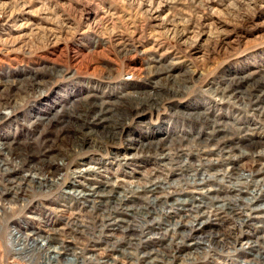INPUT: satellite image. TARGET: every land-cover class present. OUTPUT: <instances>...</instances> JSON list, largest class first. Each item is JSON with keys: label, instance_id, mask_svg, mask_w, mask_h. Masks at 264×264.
<instances>
[{"label": "rangeland", "instance_id": "374dc122", "mask_svg": "<svg viewBox=\"0 0 264 264\" xmlns=\"http://www.w3.org/2000/svg\"><path fill=\"white\" fill-rule=\"evenodd\" d=\"M263 90L264 0H0V264H264Z\"/></svg>", "mask_w": 264, "mask_h": 264}, {"label": "bare ground", "instance_id": "6f19581e", "mask_svg": "<svg viewBox=\"0 0 264 264\" xmlns=\"http://www.w3.org/2000/svg\"><path fill=\"white\" fill-rule=\"evenodd\" d=\"M23 4V3H22ZM124 47V46H123ZM122 47V48H123ZM121 48V49H122ZM167 57V56H166ZM160 58V57H159ZM154 69V68H153ZM60 72V71H59ZM157 72V71H156ZM253 73V72H252ZM163 76V75H162ZM234 76V75H233ZM241 76V75H240ZM260 76V75H259ZM174 78V77H173ZM243 78V77H242ZM256 78H257V76H256ZM28 79V78H27ZM234 79V78H233ZM259 79V78H258ZM173 80V79H172ZM175 80V79H174ZM173 80V81H174ZM35 81V80H34ZM168 81V80H167ZM170 81V80H169ZM230 81V80H229ZM261 81V80H260ZM179 82H181V81H179ZM185 82V81H184ZM251 82V81H250ZM174 83V82H173ZM172 83V84H173ZM178 83V82H177ZM229 83V82H228ZM237 83V82H236ZM233 84V83H232ZM254 84V83H253ZM178 86H179V84H178ZM253 86V85H252ZM177 87V86H176ZM169 89V88H168ZM188 89V88H187ZM186 89V90H187ZM152 91V90H151ZM182 91V90H181ZM241 91V90H240ZM264 91V90H263ZM223 92V91H222ZM151 93V92H150ZM173 93V92H172ZM177 93V92H176ZM93 94V93H92ZM95 94V93H94ZM131 94V93H130ZM136 94V93H135ZM257 94H259V93H257ZM11 95V94H10ZM161 95V94H160ZM164 95V94H163ZM247 95V94H246ZM94 96V95H93ZM168 96V95H167ZM223 96V95H222ZM237 98V97H236ZM91 99V98H90ZM102 101H103V99H101ZM152 100V99H151ZM248 101V100H247ZM246 102V101H245ZM10 103H12V102H10ZM115 103V102H114ZM158 103V102H157ZM241 103V102H240ZM247 103V102H246ZM245 103V104H246ZM140 104V103H139ZM49 105V104H48ZM157 105V104H156ZM243 105V104H242ZM104 106V105H103ZM146 106V105H145ZM149 106V105H148ZM244 106V105H243ZM118 107V106H117ZM147 107V106H146ZM239 107V106H238ZM90 108V107H89ZM94 108V107H93ZM240 108V107H239ZM255 108V107H254ZM264 108V107H263ZM122 109V108H121ZM142 109V108H141ZM40 110V109H39ZM62 110V109H61ZM92 110V109H91ZM94 110V109H93ZM262 110V109H261ZM134 111V110H133ZM243 111V110H242ZM55 112H57V111H55ZM123 112H125V111H123ZM241 112V111H240ZM4 113H6V112H4ZM3 113V114H4ZM192 113V112H191ZM195 113V112H194ZM204 113V112H203ZM235 113H237V112H235ZM96 114V113H95ZM111 114V113H110ZM12 115V114H11ZM124 115V114H123ZM122 116V115H121ZM129 116V115H128ZM8 117V116H7ZM12 117V116H11ZM249 117H250V115H249ZM39 118V117H38ZM49 118V117H48ZM63 118V117H62ZM103 119H105V118H103ZM248 119V118H247ZM49 125V124H48ZM125 125V124H124ZM102 129V128H101ZM121 129V128H120ZM222 129V128H221ZM98 130V129H97ZM240 131V130H239ZM43 132V131H42ZM93 132V131H92ZM237 133H238V131H236ZM253 132V131H252ZM96 133H97V131H96ZM116 133V132H115ZM251 133V132H250ZM41 134V133H40ZM65 134V133H64ZM58 135V134H57ZM110 136H111V134H109ZM237 135V134H236ZM71 136V135H70ZM117 136V135H116ZM13 137V136H12ZM93 137V136H92ZM239 137V136H238ZM247 137V136H246ZM229 138V137H228ZM219 139V138H218ZM2 140V139H1ZM26 140V139H25ZM45 140V139H44ZM105 140V139H104ZM114 140V139H113ZM193 140V139H192ZM50 141V140H49ZM64 141V140H63ZM91 141V140H90ZM154 141V140H153ZM190 141V140H189ZM223 141V140H222ZM241 141V140H240ZM83 142H84V140H80L79 141V137H75V138H73V146H75L76 147V149H79L80 148V146L83 144ZM104 142V141H103ZM112 142V141H111ZM164 142V141H163ZM41 143V142H40ZM68 143V142H67ZM97 143H99V142H97ZM3 144H4V142L3 141H0V148L2 149V147H3ZM37 145V144H36ZM101 146V145H100ZM198 147H200V146H198ZM205 147V146H204ZM234 147V146H233ZM47 148V147H46ZM5 149V148H4ZM28 150V149H27ZM211 149H209V151H210ZM29 151V150H28ZM123 151V150H122ZM204 151V150H203ZM225 151V150H224ZM7 152V151H6ZM140 152V151H139ZM216 152V151H215ZM69 153V152H68ZM75 153V152H74ZM113 153V152H112ZM245 153V152H244ZM38 154V153H37ZM58 154V153H57ZM133 154H134V152H133ZM141 154V153H140ZM166 154V153H165ZM132 155V154H131ZM130 154H126V155H123V156H121L122 158V160H124V161H127V160H129L132 156H131ZM136 155V154H135ZM177 155V154H176ZM264 157V156H263ZM5 160V159H4ZM131 161V160H130ZM224 161V160H223ZM228 161V160H227ZM59 162H61V161H59ZM123 163H125V162H123ZM216 163V162H215ZM9 164V163H8ZM206 164V163H205ZM209 164V163H208ZM264 164V163H263ZM59 165V164H58ZM2 166V165H1ZM229 166V165H228ZM227 166V167H228ZM73 167V166H72ZM164 168V167H163ZM30 169V168H29ZM71 170H72V172H74V174L75 173H78V175L79 174H82V175H87V171H89V170H91V168L89 169V168H83L82 166H81V164L80 163H77V165H75L73 168H71ZM160 170V169H159ZM48 171H50L49 172V174H48V176L49 177H47V176H34L33 174H29V176L32 178V181H35L36 183H37V185H38V187H45L46 185H50L51 184V182H52V180L54 179V177L56 176L55 175V172L54 171H52V170H49L48 169ZM148 171V170H147ZM179 172V171H178ZM255 172H257V171H255ZM62 173V172H61ZM145 173V172H144ZM23 174H25V173H23ZM44 174V173H43ZM209 174V173H208ZM248 175V174H247ZM26 176V175H25ZM46 177V178H45ZM159 178V177H158ZM215 178V177H214ZM22 179H25V178H22ZM217 179V178H216ZM215 179V180H216ZM154 180V179H153ZM214 180V179H213ZM223 180H225V179H223ZM255 180V179H254ZM166 181V180H165ZM200 182V181H199ZM199 182H197V183H199ZM219 182V181H218ZM238 183H235L234 184V186L232 187V192H231V195H228L229 194V192H227V191H224L223 192V194H221V196H217V195H215V193H214V195H208V196H206V197H208L209 198V202L208 201H206L205 200V197L204 196H197V197H199L198 199V201L197 202H195L194 200H187L189 203L188 204H186V205H184L183 206V209L185 210V211H197L199 214L200 213H203V208L207 205V204H209V203H211V200H213V199H220L221 201L220 202H218L217 204H219V203H221L220 205H222L223 206V201L222 200H224V199H227V201H228V199L229 198H233V200H234V202H235V204H233V206H239L238 208H241V209H244V208H248V209H250V214H248V213H246V218L244 219L247 223H248V221H253V220H256V218H254L255 216H252V213H253V211L255 210V209H258V208H260V207H262L260 204H258L257 202H258V200H260L261 198H260V196H261V193H258V194H256V195H254V196H252L251 198H250V200L253 202V204H249L247 201H246V199H244V197H241L240 195H239V193L238 192H240V191H242V187H241V185L240 184H244L245 182L244 181H237ZM23 183V182H22ZM107 183V182H106ZM105 183V184H106ZM69 184V183H68ZM96 184L97 185H95V184H92V183H90V184H87V185H85L84 187L85 188H79L78 187V189H75V187H73V185H71L72 187H70V188H66V189H64L63 191H62V193L63 194H66V195H70V196H73V197H75V195H77V193L79 194L78 195V197H80V198H84L85 200H88V201H91L92 203H93V206H94V204H96V203H101L102 202V200L101 199H99L98 197L101 195V194H103V193H101V192H103V191H105L106 190V188H105V184H102V183H99L98 184V182H96ZM100 184H102V185H100ZM246 184V183H245ZM17 185V184H16ZM33 186V185H32ZM264 186V185H263ZM209 187V186H208ZM32 189V188H31ZM154 189H156V187H155V185L154 184H151L150 185V189H149V191H153ZM227 189H229V188H227ZM108 190V189H107ZM157 190V189H156ZM262 190V189H261ZM120 191V190H119ZM148 191V190H147ZM187 191V190H186ZM194 191V190H193ZM222 191V190H221ZM77 192V193H76ZM174 192V191H173ZM199 192H200V190H199ZM191 193H192V191H191ZM203 194H204V192H203ZM81 195V196H80ZM134 195V194H133ZM141 195V194H140ZM162 195V194H161ZM247 195V194H246ZM31 196V195H30ZM195 196V195H194ZM194 196H193V199H195L194 198ZM235 196V197H234ZM68 198V197H67ZM187 198V197H186ZM185 198V199H186ZM82 200V199H81ZM114 200V199H113ZM153 201V200H152ZM245 204H244V203ZM263 203H264V201H263ZM32 204V203H31ZM216 204V205H217ZM12 205V204H11ZM78 205V204H77ZM166 205V204H165ZM227 205V204H226ZM18 206V205H17ZM111 207V206H110ZM124 207V206H123ZM264 207V206H263ZM182 209V208H181ZM249 211V210H248ZM263 211V210H262ZM252 212V213H251ZM244 213V214H245ZM148 214V213H147ZM222 214V213H221ZM255 215V214H254ZM191 216V215H190ZM257 216V215H256ZM227 217V216H226ZM225 217V218H226ZM233 217V216H232ZM235 217V216H234ZM260 217V216H259ZM214 218H216V217H214ZM85 219V218H84ZM102 222H103V225H102V228L101 229H105V230H103V232L100 234L101 236H104V238L103 239H105L106 240V226L108 227L107 229L108 230H112V229H114V227L116 226V224H118V222L119 221H122V219L121 218H109V217H107L106 218V216L104 215L103 217H102ZM124 219V218H123ZM209 219V218H208ZM263 220V219H262ZM207 221V220H206ZM172 222V221H171ZM203 222V221H202ZM217 222V221H216ZM241 222H242V220H241ZM99 223V222H98ZM218 223V222H217ZM170 224H172V223H170ZM189 224V223H188ZM235 224V223H234ZM252 224H256V223H252ZM23 226V225H22ZM126 226V225H125ZM175 226V225H174ZM177 226V225H176ZM199 226V225H198ZM221 226V225H220ZM189 228H191L192 230H196V228L195 227H193V226H190ZM201 228V227H200ZM85 229V228H84ZM127 229V228H126ZM198 229V228H197ZM59 230V229H58ZM122 230H124V229H122ZM224 230V229H223ZM228 230V229H227ZM49 231V230H48ZM56 231H57V229H56ZM163 231V230H162ZM236 231V230H235ZM112 232V231H111ZM29 234H30V232H28ZM34 233V232H33ZM49 233V232H48ZM160 233V232H159ZM218 233V232H217ZM220 233V232H219ZM29 234H27V235H29ZM153 234V233H152ZM53 235H55V234H53ZM82 235V234H81ZM108 235V234H107ZM111 235V234H110ZM206 235V234H205ZM208 235V234H207ZM25 236V235H24ZM115 236V235H114ZM87 237H89V236H87ZM120 237V236H119ZM137 237V236H136ZM201 237V236H200ZM264 237V236H263ZM37 238V237H36ZM41 238V237H40ZM214 238V237H213ZM85 239V238H84ZM88 239V238H87ZM96 239V238H95ZM119 239V238H118ZM210 240V239H209ZM45 241V240H44ZM79 241H81L80 239H79ZM85 241V240H84ZM96 241V240H95ZM199 241H203L202 239H199ZM199 241H197L198 243H200ZM103 242V241H102ZM116 242V241H115ZM194 242V241H193ZM100 243V242H99ZM190 243V242H189ZM26 244V243H25ZM132 244V243H131ZM188 244V243H187ZM228 244V243H227ZM250 244V243H249ZM192 245V244H191ZM56 247V246H55ZM62 247V246H61ZM65 247V246H64ZM63 247V248H64ZM142 247V246H141ZM52 248V247H51ZM253 248V247H252ZM255 248V247H254ZM258 248V247H257ZM125 249V248H124ZM157 249V248H156ZM220 249V248H219ZM249 249V248H248ZM256 249V248H255ZM57 250V249H56ZM59 250V249H58ZM203 250V249H202ZM70 251V250H69ZM149 251V250H148ZM147 251V252H148ZM199 251V250H198ZM24 252V251H23ZM73 252V251H72ZM128 252V251H127ZM248 252V251H247ZM260 252V251H259ZM45 253V252H44ZM251 253V252H250ZM256 253V252H255ZM74 254H75V252H74ZM260 254V253H259ZM49 255V254H48ZM67 255V254H66ZM93 255V254H92ZM194 255V254H193ZM255 255V254H254ZM256 255H258V254H256ZM55 256V255H54ZM155 256V255H154ZM90 257V256H89ZM263 258V257H262ZM158 259H160V257L158 258ZM195 259V258H194ZM133 260V259H132ZM261 260V259H260ZM263 260H264V258H263ZM167 261V260H166ZM20 262V261H19ZM52 262V261H51ZM58 262V261H57ZM114 262V261H113ZM130 262V261H129ZM153 262V261H152ZM151 262V263H152ZM249 262V261H248ZM260 262V261H259ZM264 262V261H263ZM114 264V263H113Z\"/></svg>", "mask_w": 264, "mask_h": 264}, {"label": "built area", "instance_id": "2783aa9c", "mask_svg": "<svg viewBox=\"0 0 264 264\" xmlns=\"http://www.w3.org/2000/svg\"><path fill=\"white\" fill-rule=\"evenodd\" d=\"M70 175H73V174H69V175H67V176H66V180H70V179H67V177H69ZM70 182H72V181L70 180Z\"/></svg>", "mask_w": 264, "mask_h": 264}]
</instances>
